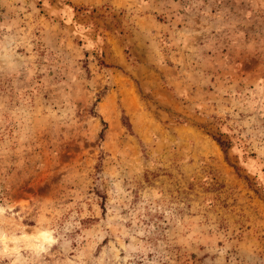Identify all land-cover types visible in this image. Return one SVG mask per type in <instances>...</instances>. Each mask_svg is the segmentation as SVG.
<instances>
[{"label":"rangeland","instance_id":"374dc122","mask_svg":"<svg viewBox=\"0 0 264 264\" xmlns=\"http://www.w3.org/2000/svg\"><path fill=\"white\" fill-rule=\"evenodd\" d=\"M0 264H264V0H0Z\"/></svg>","mask_w":264,"mask_h":264}]
</instances>
